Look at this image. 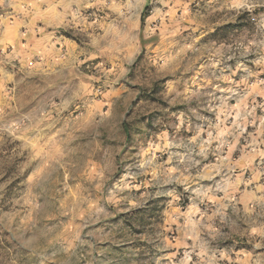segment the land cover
<instances>
[{
	"label": "rangeland",
	"instance_id": "rangeland-1",
	"mask_svg": "<svg viewBox=\"0 0 264 264\" xmlns=\"http://www.w3.org/2000/svg\"><path fill=\"white\" fill-rule=\"evenodd\" d=\"M39 14L0 11V264H264V0Z\"/></svg>",
	"mask_w": 264,
	"mask_h": 264
},
{
	"label": "crops",
	"instance_id": "crops-1",
	"mask_svg": "<svg viewBox=\"0 0 264 264\" xmlns=\"http://www.w3.org/2000/svg\"><path fill=\"white\" fill-rule=\"evenodd\" d=\"M106 0H39L40 4V19L42 27L49 30L62 25L64 17L68 16L71 11L78 9H88L94 5L99 4ZM13 0H0V11L5 5H12ZM71 10V11H70ZM70 11V12H69ZM49 12L54 13V17L49 15ZM27 26L29 23L25 21ZM8 33V31H7ZM4 32L3 36L0 37V58L1 53L4 51V47L8 46L9 33ZM7 34V35H6Z\"/></svg>",
	"mask_w": 264,
	"mask_h": 264
}]
</instances>
